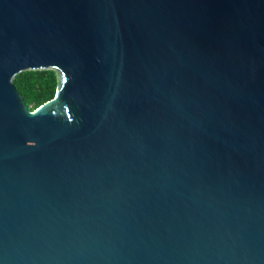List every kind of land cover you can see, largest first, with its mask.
I'll return each mask as SVG.
<instances>
[{"label": "water", "instance_id": "obj_1", "mask_svg": "<svg viewBox=\"0 0 264 264\" xmlns=\"http://www.w3.org/2000/svg\"><path fill=\"white\" fill-rule=\"evenodd\" d=\"M0 264H264V0H0Z\"/></svg>", "mask_w": 264, "mask_h": 264}, {"label": "trees", "instance_id": "obj_2", "mask_svg": "<svg viewBox=\"0 0 264 264\" xmlns=\"http://www.w3.org/2000/svg\"><path fill=\"white\" fill-rule=\"evenodd\" d=\"M13 83L26 105L33 109L52 98L57 87L53 69H28L16 73Z\"/></svg>", "mask_w": 264, "mask_h": 264}]
</instances>
